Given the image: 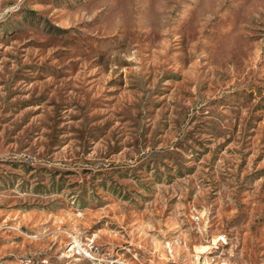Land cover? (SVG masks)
Segmentation results:
<instances>
[{
	"label": "rangeland",
	"instance_id": "rangeland-1",
	"mask_svg": "<svg viewBox=\"0 0 264 264\" xmlns=\"http://www.w3.org/2000/svg\"><path fill=\"white\" fill-rule=\"evenodd\" d=\"M264 262V0H0V264Z\"/></svg>",
	"mask_w": 264,
	"mask_h": 264
},
{
	"label": "built area",
	"instance_id": "built-area-1",
	"mask_svg": "<svg viewBox=\"0 0 264 264\" xmlns=\"http://www.w3.org/2000/svg\"><path fill=\"white\" fill-rule=\"evenodd\" d=\"M218 264H264L262 261L251 262V261H240V262H232L229 260H222Z\"/></svg>",
	"mask_w": 264,
	"mask_h": 264
}]
</instances>
